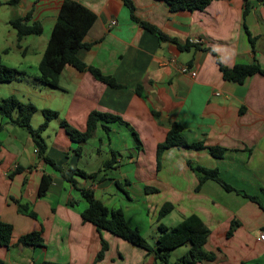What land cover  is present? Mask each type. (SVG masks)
Listing matches in <instances>:
<instances>
[{"label": "crops", "instance_id": "1", "mask_svg": "<svg viewBox=\"0 0 264 264\" xmlns=\"http://www.w3.org/2000/svg\"><path fill=\"white\" fill-rule=\"evenodd\" d=\"M8 1L0 0L12 10L4 18L0 52L4 63L27 76L0 82V100L15 95L32 102L37 107L30 120L34 127L44 121L43 109L58 112L42 136L47 154L78 188L39 156L26 128L0 114V218L13 226L9 246L0 244V264H171L189 250V243L175 247L168 262H163L153 252L107 230L99 232L81 216L88 202L79 187L92 188L110 208H122L128 223L144 237L153 231L152 246L159 223L174 226L195 214L210 230L204 249L214 255L197 264H264V245L257 239L264 230V75H249L241 83L225 79L216 57L227 67L257 61L264 68V0H211L203 10L176 11L164 0H132L137 17L181 44L192 41L195 45L189 50H180L175 42L161 40L142 27L131 18L123 0H78L97 16L84 38L93 45L80 49L78 55L115 77L123 85L119 88L71 65L61 72L58 88L36 82L64 0ZM29 11L30 23L40 22L43 32L32 34L27 43L32 35L18 40L9 22ZM198 38L203 41L195 42ZM184 66L196 69L197 75L182 71ZM138 86L142 95L136 93ZM93 110L118 114L129 126L108 123L107 134L98 124L78 154L74 151L78 144L61 121L84 130ZM174 122L182 125L187 142L223 147V155L215 157L206 147L170 146L158 167L157 146ZM113 150L116 163L108 170L100 169L97 178L72 172L74 168L88 174L97 171ZM93 163L97 165L94 170L87 168ZM191 165L217 169L234 189L227 190L214 179L198 187L199 175ZM44 174L51 176V182L39 195ZM166 202L173 209L158 220ZM38 231L41 243L20 241ZM102 239L108 248L98 259Z\"/></svg>", "mask_w": 264, "mask_h": 264}, {"label": "trees", "instance_id": "2", "mask_svg": "<svg viewBox=\"0 0 264 264\" xmlns=\"http://www.w3.org/2000/svg\"><path fill=\"white\" fill-rule=\"evenodd\" d=\"M18 1L19 0H9L8 3L16 4ZM123 1L130 11L131 18L137 21L145 29L157 34L161 40H170L175 42L180 50H189L195 45L192 41H187L184 44H181L175 38L169 37L155 24L137 17L134 12L135 7L132 0ZM164 1L169 5L170 10L176 11L180 9L203 10L207 7L211 0ZM31 18L32 13L29 11L22 17L10 20V25L17 31L18 40L27 35L42 34V24L38 21L30 23ZM96 18L97 16L95 12L78 0H64L62 2L42 59L38 65L39 74L34 78L36 82L52 88H58L61 72L65 66L71 65L79 71L87 70L91 72L97 80H100L109 86L116 88L123 86L116 80L115 77L106 75L98 67L87 64L78 55L80 49H88L93 45V43L86 42L84 38L90 27L95 22ZM250 39L251 42L254 43L251 36ZM216 57L225 79L241 83L249 75L255 73H261L264 75V68L261 67L257 61L251 63H237L233 67H227L221 63L218 55H216ZM24 76H27V72L4 63L2 59V53L0 52V82H10L20 79ZM136 93L142 95L140 86L136 88ZM36 110L37 107L32 102H23L15 95H9L0 100V114L8 117L14 124L26 128L38 147L39 156L45 162L60 170L62 175L77 187V183L70 176L65 175L63 168L58 166L54 159H52L47 154V144L44 137L42 136V132L47 128L49 122L58 116V112L47 108L43 109L42 112L44 115V121L39 126L34 127L32 126L30 120ZM114 121L129 126V124L120 115L100 110H93L89 113L84 130L73 127L64 119L61 121V125L65 128L69 137L78 144L75 151L80 154L82 143H84L88 137L92 135L98 124L102 123L103 129L107 134H109L110 126L108 123ZM130 129L135 141L139 144L140 140L137 132L132 127ZM182 130V125L174 122L170 130L167 132L165 140L158 144V167L162 153L170 146H186L190 148L206 147L215 157H221L223 155V147L205 146L203 142H187L182 135ZM111 153V158L106 160L103 164L104 169L111 168L116 163V152L113 150ZM191 166L199 175L198 187H200V185L206 179H214L221 183L227 190L234 189L220 177L217 169H208L200 165ZM71 170L73 173H76L84 178L92 179L97 178L99 172L101 171L99 170L97 172L88 174L84 170L78 168ZM50 182L51 176L44 174L38 190L39 195H43L46 192ZM117 185L120 188L122 187L120 182H117ZM79 190L81 191L82 196L88 202V206L81 212V216L84 221L94 224L99 232L102 230H107L116 236H119L129 242L134 243L135 245L146 249L147 251L153 252L155 257L163 262H168L172 249L182 244L189 243V250L183 255L179 256L171 264H197L198 262H203L205 260H211L214 258L213 254L207 252L204 249V245L207 241L210 230L197 215L192 214L185 216L178 224L174 226H167L164 223H159V235L156 239L155 246H152L137 226H132L128 223L122 208H110L106 206L95 196L93 189L90 187H79ZM151 190L155 191L156 188H151ZM247 196L258 201L256 196ZM70 204H75V201L71 200ZM172 209L173 205L171 203H164L159 210L158 220L164 215L168 214ZM12 231L13 226L0 218L1 245L9 246L11 242ZM20 241L24 244L33 245L41 243V233L39 231L29 233L21 237ZM107 248L108 243L106 240L102 239L101 249L97 255L98 259H101L104 256Z\"/></svg>", "mask_w": 264, "mask_h": 264}, {"label": "rangeland", "instance_id": "3", "mask_svg": "<svg viewBox=\"0 0 264 264\" xmlns=\"http://www.w3.org/2000/svg\"><path fill=\"white\" fill-rule=\"evenodd\" d=\"M9 11H12L10 6L3 5L2 3L0 4V37L2 36V33L6 32V23H5L4 18L8 15ZM31 37H33V35L30 36L29 38H27L28 39L27 43L30 42ZM116 137H121V135L116 134ZM75 149H76V147H75ZM84 162H88V161L86 160ZM96 167H97V165H94V163H93L92 165H90L87 168L94 170ZM100 169H103V164L98 168L97 171H99ZM97 171H91V172L89 171V174L97 172ZM102 172H104V170H102ZM157 234H159V231ZM155 236L156 235L153 231H148V233L146 234V239L148 240L149 243L153 244V242L155 241Z\"/></svg>", "mask_w": 264, "mask_h": 264}, {"label": "built area", "instance_id": "4", "mask_svg": "<svg viewBox=\"0 0 264 264\" xmlns=\"http://www.w3.org/2000/svg\"><path fill=\"white\" fill-rule=\"evenodd\" d=\"M116 22H117L116 20H112L111 24L114 25V24H116ZM202 41H203L202 38H198V39L195 40V42H202ZM181 69H182V71H184L186 73H189L193 77H195L197 75V70L196 69H191V68H188L186 66L182 67ZM37 150L38 149H36V151ZM257 239L264 245V230L259 231Z\"/></svg>", "mask_w": 264, "mask_h": 264}]
</instances>
